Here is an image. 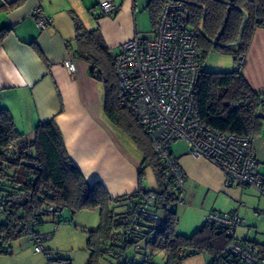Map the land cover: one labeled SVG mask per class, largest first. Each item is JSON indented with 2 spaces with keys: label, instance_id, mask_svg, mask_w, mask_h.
Returning <instances> with one entry per match:
<instances>
[{
  "label": "trees",
  "instance_id": "1",
  "mask_svg": "<svg viewBox=\"0 0 264 264\" xmlns=\"http://www.w3.org/2000/svg\"><path fill=\"white\" fill-rule=\"evenodd\" d=\"M185 4L188 24L198 32L202 63L210 52L231 55L234 63L230 72L201 67L193 92L196 114L202 124L218 132L252 140L264 131V115L259 113L264 106V89L254 91L237 63L244 60L255 29H264V0H185ZM161 7V0L147 3L153 29ZM73 25L71 50L76 58L89 64V74L103 86L102 110L142 154L138 189L111 197L102 183L86 180L71 160L54 117L38 122L33 138L22 137L12 114L0 107V256L11 255L12 243L28 238L29 229L39 232L45 223H70L71 218L64 216L66 211L74 214L95 209L100 223L87 231L85 264H154L157 251L165 254L163 264H182L184 259L201 253L211 257L210 264H247L228 249L233 240L264 260V244L230 237L206 220L191 234L177 231L176 209L182 189L168 175L139 121L120 105V85L112 60L116 53L107 47L98 27L87 29L76 16ZM148 167L157 178V191L144 188ZM149 193L154 198L146 202L144 196ZM139 203L148 207L156 219L140 215L136 209ZM46 250L47 264H71L70 260L54 258L56 253L50 248Z\"/></svg>",
  "mask_w": 264,
  "mask_h": 264
},
{
  "label": "crops",
  "instance_id": "2",
  "mask_svg": "<svg viewBox=\"0 0 264 264\" xmlns=\"http://www.w3.org/2000/svg\"><path fill=\"white\" fill-rule=\"evenodd\" d=\"M103 1L0 0V107L12 114L22 137L33 138L36 124L54 117L69 157L86 180L102 183L111 197H119L137 191L142 158L121 144L115 133L119 129L102 110L103 86L89 74V64L73 55V17L87 29L98 27L107 47L118 53L122 42L138 35L136 22L144 11L149 15V0H107L115 12L96 16ZM39 2L51 18L44 30L36 27L31 15ZM250 42L241 71L255 91L264 89V29L256 28ZM69 57L75 64L71 74L64 65ZM257 137L252 139L253 149ZM171 153L184 174L182 203L185 197L202 200L194 224L201 225L211 211L237 210L243 223L237 226L235 239L264 244V197L250 188H225L220 170L193 158L181 142L172 144ZM4 257L17 258L12 251L0 257V264H7Z\"/></svg>",
  "mask_w": 264,
  "mask_h": 264
},
{
  "label": "built area",
  "instance_id": "3",
  "mask_svg": "<svg viewBox=\"0 0 264 264\" xmlns=\"http://www.w3.org/2000/svg\"><path fill=\"white\" fill-rule=\"evenodd\" d=\"M161 2L162 10L152 36L135 34L122 42L119 52L113 56L114 72L120 85V105L129 109L139 121L156 156L178 189H183L185 180L176 157L171 153L174 142L185 144L186 152L193 158H202L216 166L222 174L225 188H250L264 197V169H259L252 140L235 133L218 132L202 124L196 114L193 92L201 71L202 57L197 44L198 32L188 24L185 0ZM114 12L115 6L111 1L104 0L96 7V16ZM31 15L41 30L51 23L40 2L32 9ZM64 62L68 72L73 73L75 64L71 57ZM242 64L241 59L237 63L239 70ZM152 198L153 193L144 196L146 202ZM182 201L180 198L179 203ZM240 205L244 203L240 202ZM137 206L140 215L156 219V215L148 212V207L141 203ZM48 210L52 208L48 207ZM261 213L264 216V212ZM204 220L221 227L230 237L235 236L237 226L243 223L237 210L211 211ZM51 233L27 231L34 251L43 252L45 259L48 251L44 243L52 236ZM228 249L243 263H262L239 241L233 240Z\"/></svg>",
  "mask_w": 264,
  "mask_h": 264
},
{
  "label": "rangeland",
  "instance_id": "4",
  "mask_svg": "<svg viewBox=\"0 0 264 264\" xmlns=\"http://www.w3.org/2000/svg\"><path fill=\"white\" fill-rule=\"evenodd\" d=\"M138 35L143 34L152 36V23L150 22L147 10L138 16L137 20ZM202 69L212 72H230L234 69L233 57L231 55L222 54L220 52H210L205 55V59L202 63ZM260 115H264V106H261L259 110ZM118 135L119 141L126 147L131 155L134 157L142 158V154L138 151L137 145L133 144V141L127 133L123 131H115ZM254 152L257 155V160L260 161L259 169H264V134H261L254 141ZM144 185L150 190H159V184L155 173L151 167L146 168L144 172ZM202 200L191 199L185 197L184 203H180L177 206L176 229L180 233L191 234L200 225L194 224V212L196 207H199ZM159 215L162 213L159 211ZM64 216L71 218L70 223L61 224L55 226L51 223H45L40 226V230L44 232H52V236L44 243V247H48L56 255L54 258H61L64 260H70L71 264H85L88 259V252L86 250L87 231L95 229L99 223V212L95 209L80 210L74 214L66 211ZM204 220V219H203ZM196 225V226H195ZM27 237H21L11 245L12 251L16 254L14 260L4 257L3 260L7 264H47V259L42 252L41 254L34 251L31 243H27ZM153 259L154 264H163L165 261V254L160 251L155 253ZM3 257V256H0ZM211 257L208 254L201 253V255L190 256L182 261V264H210ZM53 264H63L55 261Z\"/></svg>",
  "mask_w": 264,
  "mask_h": 264
}]
</instances>
